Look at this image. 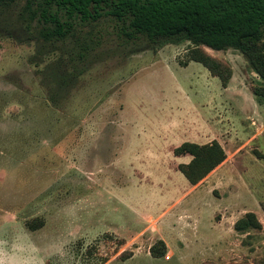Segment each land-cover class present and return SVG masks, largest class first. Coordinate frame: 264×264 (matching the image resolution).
<instances>
[{
    "label": "rangeland",
    "instance_id": "obj_1",
    "mask_svg": "<svg viewBox=\"0 0 264 264\" xmlns=\"http://www.w3.org/2000/svg\"><path fill=\"white\" fill-rule=\"evenodd\" d=\"M25 5L0 8V264L264 263V81L247 56L201 46L224 82L191 41L147 47L102 21L79 68L75 39H38ZM214 141L227 159L192 185L173 150ZM249 212L262 228L237 231Z\"/></svg>",
    "mask_w": 264,
    "mask_h": 264
},
{
    "label": "trees",
    "instance_id": "obj_2",
    "mask_svg": "<svg viewBox=\"0 0 264 264\" xmlns=\"http://www.w3.org/2000/svg\"><path fill=\"white\" fill-rule=\"evenodd\" d=\"M16 1L0 0V8ZM25 9L29 15L28 30L33 29L38 39L52 43L75 39V49L65 55L79 68L97 56L99 44L94 37L80 35L82 31L102 21H113L119 35L129 42L145 39L147 47L159 41L173 44L191 41L197 47L190 50L189 60L202 64L224 82L230 71L226 73L225 66L201 46L213 50L239 49L264 81V0H26ZM79 71L63 72L61 78L75 82L82 73ZM54 78L56 80L57 76ZM254 93L264 99V85L254 88ZM50 101L56 103L57 100ZM173 153L177 157H192L189 163L178 166V171L192 185L198 184L227 159L217 141L204 145L184 142ZM261 228L253 212L235 224L237 231ZM166 252L163 240L150 248L155 257ZM132 256L131 252L128 257Z\"/></svg>",
    "mask_w": 264,
    "mask_h": 264
},
{
    "label": "crops",
    "instance_id": "obj_3",
    "mask_svg": "<svg viewBox=\"0 0 264 264\" xmlns=\"http://www.w3.org/2000/svg\"><path fill=\"white\" fill-rule=\"evenodd\" d=\"M220 166H222V165H220ZM216 171H217V169H215L211 174L215 173ZM211 174H210V175H211ZM210 175H209V176H210ZM208 178H209V177H208Z\"/></svg>",
    "mask_w": 264,
    "mask_h": 264
}]
</instances>
